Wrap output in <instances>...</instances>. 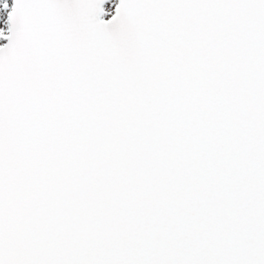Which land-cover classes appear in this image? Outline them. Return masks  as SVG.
<instances>
[{"label":"snow or ice","instance_id":"obj_1","mask_svg":"<svg viewBox=\"0 0 264 264\" xmlns=\"http://www.w3.org/2000/svg\"><path fill=\"white\" fill-rule=\"evenodd\" d=\"M0 264H264V0H0Z\"/></svg>","mask_w":264,"mask_h":264},{"label":"rangeland","instance_id":"obj_2","mask_svg":"<svg viewBox=\"0 0 264 264\" xmlns=\"http://www.w3.org/2000/svg\"><path fill=\"white\" fill-rule=\"evenodd\" d=\"M9 2H10V0H9Z\"/></svg>","mask_w":264,"mask_h":264}]
</instances>
